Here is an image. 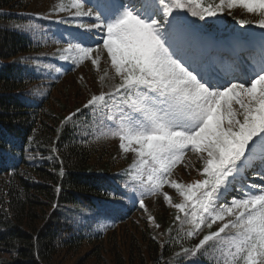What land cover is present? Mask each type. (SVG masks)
I'll return each mask as SVG.
<instances>
[{
	"label": "snow or ice",
	"instance_id": "1",
	"mask_svg": "<svg viewBox=\"0 0 264 264\" xmlns=\"http://www.w3.org/2000/svg\"><path fill=\"white\" fill-rule=\"evenodd\" d=\"M236 7L258 19L232 17ZM225 14L239 26H226L229 56L218 54L213 34ZM35 15L66 26L51 33L37 23L22 26L32 37L59 45L53 57L76 65L87 60L98 70L106 53L101 90L83 108L104 116V130L94 138L117 139L120 152L133 159L117 174L119 184L102 189L108 198L92 212L96 223L138 204L159 229L145 197L162 196L175 215L160 233L166 237L161 248L179 246L164 264L207 260L209 249L221 245L209 264H264V0H58L48 13ZM44 59L40 54L13 63L21 64L25 75L43 76L51 68ZM80 112L66 115L61 126ZM61 131L56 128L57 138ZM0 139V165H5L14 161L18 145L13 138ZM189 152L201 178L184 183L173 178V170L193 166L185 161ZM51 154L60 159L55 140ZM28 159L35 157L29 153ZM64 174L61 161L59 175ZM165 186L175 190L179 202ZM55 191H62L59 184ZM213 225L218 227L212 230ZM205 228L197 243L184 246Z\"/></svg>",
	"mask_w": 264,
	"mask_h": 264
},
{
	"label": "trees",
	"instance_id": "2",
	"mask_svg": "<svg viewBox=\"0 0 264 264\" xmlns=\"http://www.w3.org/2000/svg\"><path fill=\"white\" fill-rule=\"evenodd\" d=\"M33 2L0 0V138H13L18 145L14 161L0 165V264H164L179 246L161 248L159 241L166 237L160 233L172 225L175 215L163 200L151 213L159 229L149 224L138 204H129L126 214L102 224L92 216L97 202L108 198L102 189L120 183L117 174L129 160L117 139L94 138L104 130V116L83 108L94 88L91 66L72 63L62 75L38 76L25 75L23 66L13 63L21 57L50 55L45 50L51 39L34 38L22 30L32 21L27 13L35 9ZM41 27L52 32L47 19ZM46 59L45 64L49 56ZM77 108L81 112L61 126V120ZM57 127L62 128L58 138ZM54 140L60 159L51 154ZM29 153L35 159L30 161ZM57 184L62 189L59 194ZM54 203L58 207L53 208ZM207 231L185 240L184 246L197 243ZM219 252L210 248L207 260L188 264H209Z\"/></svg>",
	"mask_w": 264,
	"mask_h": 264
},
{
	"label": "rangeland",
	"instance_id": "3",
	"mask_svg": "<svg viewBox=\"0 0 264 264\" xmlns=\"http://www.w3.org/2000/svg\"><path fill=\"white\" fill-rule=\"evenodd\" d=\"M58 2V0H34L33 2V5L31 6V9L35 8L33 11L31 10L28 14V16H30V18L32 19L30 23H37L39 25H43L45 23V20L46 19H40L39 17H37L35 14L37 13H40V14H46L48 13L49 9ZM37 6V7H34V6ZM61 15H63V13H61ZM232 17H236V18H240V19H249V20H255V19H258V17L254 14H249L247 13L245 10L239 8V7H236L232 10ZM232 17H229L227 16V14H225V16L223 17V23L221 24H218L216 25V33H218L219 36L216 37L217 41L219 42V51H222V52H225L224 48H225V44H224V41L226 40L227 36H228V33H223L222 30H225L226 31V26H231L232 28H238L239 26L235 24V21L232 19ZM228 21H230L228 23ZM48 22H51V30L52 32H57V31H63V29L66 27L65 25H57L54 23V21L52 20H48ZM88 22H91V21H88ZM214 30V29H213ZM254 31H256L257 33H259L261 30L258 28V27H254L253 28ZM221 34H223L224 36H222ZM222 36V37H221ZM59 45L55 44L52 42V40L48 41V44H47V47L45 51L49 52V54H47L45 56V59L44 60H48L46 59L47 56H49V61L47 64L51 65V68L49 69V74L52 76V75H55L56 72H55V69L56 68H61V73L60 75H62L66 69L68 68H71L73 65L71 61H68V62H64V61H61L59 60L58 58H55L53 57L51 54L54 52V50L58 47ZM220 54V53H218ZM242 57V56H241ZM82 65H87V66H91L92 68V77L94 78L93 80V85L94 88L96 87V89L93 88V90H90L89 91V98L92 94H97L100 90H101V85L98 81V77L100 75L103 74L104 70L107 68V63H106V53H103L101 54V60H100V63H99V69H95L93 68V66L91 65V62L90 61H84L82 63H80ZM76 65V64H75ZM67 71V70H66ZM81 77V80L85 83L89 82L88 81V78L86 76ZM111 83L110 80H106L105 81V85ZM91 89V88H89ZM106 90V89H105ZM126 156L128 157L127 159L129 160L126 164V167L128 164L131 163L132 159H133V154L131 153H128L126 154ZM185 161L188 162V161H191L192 162V167H189L188 169H185L183 166L181 165H178L174 170H173V178L175 179H179L181 181H183L184 183H188V182H191L195 179H200L201 177L199 176L198 172L196 171V168L199 167V163L197 161V158L196 156H194L191 152L187 153L186 154V157H185ZM180 174V175H179ZM248 177L250 179H252V173L249 172L248 174ZM255 182L257 183H260L259 180H255ZM164 191H167L169 193L170 196H172L173 194H175L178 198H179V201H180V197L179 195L175 192L174 189H170L168 188L167 186H165L164 188ZM173 198V196H172ZM228 199H231V195H229ZM163 200V197L160 196V197H151L149 196L148 197V203H146V206L148 207V210L149 212L153 213L156 212V210L159 208V203H157V201H161ZM215 227H218V225H213ZM197 237H200L197 236ZM221 246H218L217 249L220 251L221 250Z\"/></svg>",
	"mask_w": 264,
	"mask_h": 264
}]
</instances>
